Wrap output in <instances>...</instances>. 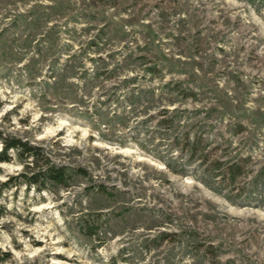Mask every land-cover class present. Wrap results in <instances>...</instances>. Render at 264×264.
Returning a JSON list of instances; mask_svg holds the SVG:
<instances>
[{
	"label": "rangeland",
	"instance_id": "374dc122",
	"mask_svg": "<svg viewBox=\"0 0 264 264\" xmlns=\"http://www.w3.org/2000/svg\"><path fill=\"white\" fill-rule=\"evenodd\" d=\"M3 136L0 264H264V0H0Z\"/></svg>",
	"mask_w": 264,
	"mask_h": 264
},
{
	"label": "trees",
	"instance_id": "16d2710c",
	"mask_svg": "<svg viewBox=\"0 0 264 264\" xmlns=\"http://www.w3.org/2000/svg\"><path fill=\"white\" fill-rule=\"evenodd\" d=\"M0 138L2 140V148L0 151L1 161L10 160V150H13L18 154L23 155L24 158H30L36 163L37 166L35 167L33 164H29L28 162L26 163L25 171L22 172L21 175L13 178H20L26 181L29 185L34 183L39 189L45 187L46 183L48 182L62 184L64 186L69 185L70 179L72 177L70 168H68L66 165H60L51 161L50 158L45 156V152L41 146L33 145L17 136H3ZM39 162L42 163L39 164ZM225 171L227 172L226 175L232 180L235 179L238 174L243 172L242 166L238 161H234L233 163L229 164ZM10 181L7 180L3 182L2 185L8 184Z\"/></svg>",
	"mask_w": 264,
	"mask_h": 264
}]
</instances>
